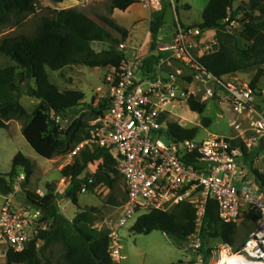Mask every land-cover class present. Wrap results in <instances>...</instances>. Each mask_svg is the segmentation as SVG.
<instances>
[{"label":"trees","instance_id":"trees-1","mask_svg":"<svg viewBox=\"0 0 264 264\" xmlns=\"http://www.w3.org/2000/svg\"><path fill=\"white\" fill-rule=\"evenodd\" d=\"M61 3L62 0H52ZM143 0H112L109 7L110 14L114 10L126 11ZM240 2V3H239ZM239 3L237 9L235 5ZM37 0H0V32L10 25L20 26L25 19L37 11ZM246 13L245 23L239 37L228 33L227 18L236 20L239 13ZM202 23L196 25L206 31H214L219 38V49L200 58V63L217 78H222L240 71L257 66H264V0H209L204 9ZM166 24V15H160L150 22L153 52L160 46L158 35ZM129 37V32L117 24L111 17L88 15L77 9L54 11L52 15L42 19L41 25L34 36L8 37L0 42V55L10 58L16 67L0 68V129H7V122L12 119H28L27 110L17 98L21 92L18 78L24 81L27 76L35 81V88H28V94L40 101L30 120L22 127V135L34 152L45 160H52L58 156L73 152L80 144L89 139L87 124L82 118L68 123V129L62 131L60 123L52 120L49 113L56 117L68 118V113L80 106L85 100L81 91L61 92L49 79L47 70L58 72L67 67L83 65L91 68L114 67L119 69L125 57L114 49L96 53L92 48L95 42L108 43L113 47L121 46ZM244 43L241 49L237 41ZM151 61L159 62V56L153 54ZM20 70L21 73H18ZM260 70L258 76H262ZM258 78L251 86L255 89ZM187 104L190 110L203 115L206 104L190 96ZM110 103L106 102L98 111H94L95 118L102 116ZM207 124L206 119L203 120ZM166 138L173 141L193 140L198 136V128H184L178 123L167 120L165 130ZM245 155L246 163L256 174L258 181L264 187V174L254 169V156L257 151L250 154L244 143L238 144ZM87 150L81 151V159L65 167L61 175L71 181L69 190L70 201L78 206V196L84 186L90 191L98 185H104L114 190L121 181L118 163L108 148L98 146H85ZM98 163L94 174V181L88 184L83 177L86 169ZM23 169L26 174V184L33 174L34 164L21 153L17 154L12 162L11 172L4 176L0 174V193L11 192V184L6 178H15L17 170ZM123 179V178H122ZM28 203L44 213L43 221L48 223L47 229L29 242L22 252L9 249L7 264H45L47 261L44 250L46 247L60 241L64 246V264H119L113 261L110 254L111 238L98 236L84 230L83 225H89L99 219L100 210L95 207L80 209L73 220L72 228L78 235L81 243L71 241V231L63 229L64 220L59 217V210L54 202L53 193L44 197L28 192ZM126 201V200H125ZM109 200V204L121 207L124 203ZM258 220V215H256ZM197 212L188 204L182 203L169 211L152 210L140 216L131 231L136 235H150L155 231L163 232L169 239L177 243L186 241L196 230ZM255 230H250L249 235ZM238 225L226 224L218 216V204L210 200L207 204L206 214L202 226V237L218 239L224 245L238 252L244 243L237 245ZM44 247L41 249L38 242ZM213 250H208L211 256ZM230 261L221 258L218 264ZM48 262V261H47Z\"/></svg>","mask_w":264,"mask_h":264},{"label":"rangeland","instance_id":"rangeland-1","mask_svg":"<svg viewBox=\"0 0 264 264\" xmlns=\"http://www.w3.org/2000/svg\"><path fill=\"white\" fill-rule=\"evenodd\" d=\"M38 6L36 13L29 15L20 26L10 25L0 32V42L8 37L29 36L36 34L37 29L41 25L42 19L50 16L54 11L77 9L88 15H99L113 18L118 25L125 28L129 32V37L125 41L124 48L113 47L111 44H92V48L96 53L110 51L114 49L118 54L123 55L126 61H132L137 58L140 65L138 77H147L151 81H158L161 73L159 62L151 61L153 52L152 36L150 34V22L159 17L166 15L165 25H176L180 23L184 26H196L202 23V16L209 0H143L142 3L133 5L126 11L114 10L110 14L109 7L112 0H62L56 3L52 0H37ZM240 3V2H239ZM239 3L235 5L237 9ZM240 25L238 30L231 34L239 37L242 25L246 20V13L241 11L237 17ZM159 38V35H158ZM159 42V41H158ZM161 45V43L159 42ZM238 46L243 49L244 43L237 41ZM104 45V46H103ZM208 45L213 49H219V38L216 32L210 31V39ZM16 67V64L8 57L0 55V68ZM177 66V65H176ZM179 67V66H177ZM182 69V74L178 75L177 84L180 92L186 94V99H181L169 107L166 115L168 121L178 123L180 126L188 129L198 128V140L207 138L208 136L217 135L234 139V142L248 143L250 139L256 138L258 146L254 149L257 154L254 156V169L264 172V139L254 132L253 123L258 116L264 118V66H257L247 70L240 71L236 75L228 78V82L235 84L249 83L252 84L255 78H258L256 84L257 100L247 110H237L228 100V94L222 87H217L213 83L206 84L196 73L189 69ZM110 67L91 68L83 65H75L67 67L61 71L53 72L47 70L49 79L61 92L64 91H81L85 94V100L77 108L70 110L68 118L61 117L60 125L62 131L68 129V120L71 122L82 118L87 124L89 131L90 123L95 118L94 111H98L106 100L101 96L105 93L104 80ZM263 71L262 76H258ZM21 73L20 70H17ZM21 88L25 87L26 95L17 98L22 106L27 110L28 119H12L7 122V129H0V174L8 175L12 170V162L17 154L21 153L34 164L33 174L26 184V174L23 169L17 170L15 178H6L11 184V192L8 194L0 193V212L4 205L9 202L17 207H30L28 203V192L39 193L44 197L49 193H53L54 202L59 210V217L64 220L65 224L61 226L65 230L71 231V241L75 244L81 243L78 235L72 228L73 220L76 214L86 208L95 207L100 210L99 219L89 225H83V229L93 234V238L98 236H109L118 232L122 239V253L126 257L121 264H198L197 256L187 250V240L177 243L173 239L164 236L161 231H155L150 235H136L131 231L138 216L128 221L125 227L119 229L118 223L124 215V204L121 207H115L109 204V200H116L123 203L126 200L125 184L121 178L120 183L114 190H110L104 185H98L93 191L82 190L78 196V206L73 204L69 199V190L71 181L63 178L62 170L74 164L75 161L81 159V154L70 157V154L58 156L52 160H45L38 156L31 146L26 142L22 135V127L24 123L31 119L34 111L40 105V101L32 98L28 94V87L35 88V81L29 76L24 81L18 78ZM99 88L103 91L99 92ZM209 90L212 91L209 94ZM190 96H194L199 102L206 104V110L201 116L190 110L187 101ZM52 120L53 112L49 113ZM206 119L207 124L203 122ZM87 150V148H83ZM82 149V151H84ZM76 150V149H75ZM74 150V151H75ZM73 151V152H74ZM98 163L89 166L83 177L88 180V184L94 181V174L98 168ZM34 208V207H33ZM37 209V208H34ZM42 216L38 221V226L34 233V238L41 231L47 229L48 223L42 222L44 213L40 210ZM238 225V242L241 245L249 237L250 230H256L258 220L256 213L250 208H245L242 218ZM224 245L218 239H203V246L200 251L203 260L202 264H217L214 251H224ZM42 249L44 244L39 242ZM9 246L0 240V264H7V252ZM208 250H213L211 256ZM47 261L45 264H64L63 257L64 246L58 241L44 250Z\"/></svg>","mask_w":264,"mask_h":264},{"label":"built area","instance_id":"built-area-1","mask_svg":"<svg viewBox=\"0 0 264 264\" xmlns=\"http://www.w3.org/2000/svg\"><path fill=\"white\" fill-rule=\"evenodd\" d=\"M224 23L228 24L229 34H234L240 27L237 20L230 18ZM209 39L210 31L176 24L171 40L163 42L154 53L159 56L160 68L165 65L171 68L165 83L161 82V76L158 81L138 77L137 58L124 60L119 69L110 67L104 80L106 90L101 96L110 103L109 109L92 120L89 139L70 157L85 146L110 150L118 163L126 192L125 212L118 223L119 229L136 216L139 218L152 210L169 211L182 203L192 205L197 212L196 230L186 246L197 256L198 264L203 260L200 253L202 226L208 202L213 200L218 204V216L226 224H237L244 209L250 208L258 215L257 229L238 252L230 247L233 258L230 264H264V187L246 163L242 148L233 144L234 139L223 136L173 141L164 133L169 107L186 99L177 84L178 75L182 74L179 67L196 73L206 84L222 87L229 102L239 111L247 110L257 100L251 84L227 81L236 74L217 78L202 66L200 58L218 50L208 45ZM102 91L99 88V92ZM53 119L60 123L61 117ZM253 130L264 139V118L257 117ZM245 146L250 154L258 146L257 139H250ZM39 196L42 197L40 193ZM41 216L40 210L33 206L17 207L9 202L0 212V240L15 252L24 251L34 239V229ZM110 238L111 257L121 264L126 260L122 239L118 232L112 233ZM220 255L221 250L214 251L216 263Z\"/></svg>","mask_w":264,"mask_h":264},{"label":"crops","instance_id":"crops-1","mask_svg":"<svg viewBox=\"0 0 264 264\" xmlns=\"http://www.w3.org/2000/svg\"><path fill=\"white\" fill-rule=\"evenodd\" d=\"M174 27L175 25L171 26V25H164L162 27V29L160 30L159 32V38H158V41L162 44L163 42H168L171 40V36L174 32ZM95 43H99V42H95ZM94 44V43H93ZM101 44V43H99ZM102 44H105V43H102ZM104 46V45H103ZM165 237H167L165 234H164Z\"/></svg>","mask_w":264,"mask_h":264},{"label":"water","instance_id":"water-1","mask_svg":"<svg viewBox=\"0 0 264 264\" xmlns=\"http://www.w3.org/2000/svg\"><path fill=\"white\" fill-rule=\"evenodd\" d=\"M171 72V68L167 65L161 67V73H160V76H161V82L162 83H165L166 80L168 79L169 77V74ZM27 94V90L25 87L21 88V93L19 96H22V95H26ZM71 121V119L68 120L67 123H69Z\"/></svg>","mask_w":264,"mask_h":264},{"label":"bare ground","instance_id":"bare-ground-1","mask_svg":"<svg viewBox=\"0 0 264 264\" xmlns=\"http://www.w3.org/2000/svg\"><path fill=\"white\" fill-rule=\"evenodd\" d=\"M223 247H227V250L226 248H224V251L221 252V258H228L230 261H227L226 263L224 264H230L233 260L232 256H231V253H230V247L229 246H223ZM218 264V263H217Z\"/></svg>","mask_w":264,"mask_h":264}]
</instances>
